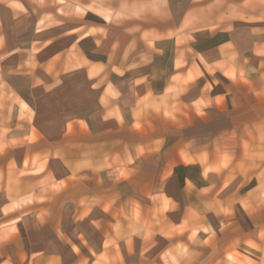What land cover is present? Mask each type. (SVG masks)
<instances>
[{
  "label": "crops",
  "instance_id": "obj_1",
  "mask_svg": "<svg viewBox=\"0 0 264 264\" xmlns=\"http://www.w3.org/2000/svg\"><path fill=\"white\" fill-rule=\"evenodd\" d=\"M182 1L151 37L0 0V264H264V17Z\"/></svg>",
  "mask_w": 264,
  "mask_h": 264
},
{
  "label": "rangeland",
  "instance_id": "obj_2",
  "mask_svg": "<svg viewBox=\"0 0 264 264\" xmlns=\"http://www.w3.org/2000/svg\"><path fill=\"white\" fill-rule=\"evenodd\" d=\"M174 1V9H177L175 15L181 16L186 3L182 0ZM56 2L62 3L59 5L61 13L58 14L61 18L49 16L45 19L47 25L55 24L58 21L64 23L70 19L69 15L77 13L82 15L86 10H90V12L81 18L78 17L79 21L100 23L102 21L100 15L105 18L112 15L113 18L109 17L111 21H126L134 29H150L149 36L151 37L162 35L167 25L171 24V19L167 18L166 10L169 4H165V0H118L117 2L116 0H56ZM47 5L53 6L54 4L48 3ZM48 14L51 12L49 11ZM179 16L175 17L179 32L205 26L216 28L233 18L248 16V18L255 17L256 19V17H264V0H193L190 13L185 20L182 17L183 21L181 22L182 19ZM232 260L236 261V259Z\"/></svg>",
  "mask_w": 264,
  "mask_h": 264
}]
</instances>
